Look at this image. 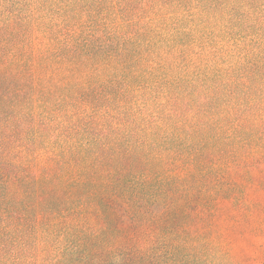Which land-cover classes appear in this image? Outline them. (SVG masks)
<instances>
[{
  "label": "trees",
  "instance_id": "trees-1",
  "mask_svg": "<svg viewBox=\"0 0 264 264\" xmlns=\"http://www.w3.org/2000/svg\"><path fill=\"white\" fill-rule=\"evenodd\" d=\"M0 264H264V0H0Z\"/></svg>",
  "mask_w": 264,
  "mask_h": 264
}]
</instances>
